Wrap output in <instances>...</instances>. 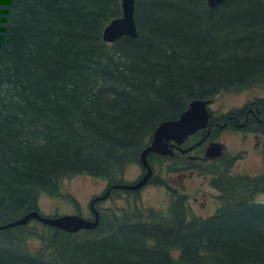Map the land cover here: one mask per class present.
Wrapping results in <instances>:
<instances>
[{
  "label": "trees",
  "instance_id": "1",
  "mask_svg": "<svg viewBox=\"0 0 264 264\" xmlns=\"http://www.w3.org/2000/svg\"><path fill=\"white\" fill-rule=\"evenodd\" d=\"M120 16L122 0H0V224L65 196V178L123 182L195 99L259 89L244 110L264 120V0H135L138 37L108 43ZM179 153L168 172L193 163ZM214 176L209 216L174 192L169 209H103L94 229L18 225L0 230V264H264V173Z\"/></svg>",
  "mask_w": 264,
  "mask_h": 264
},
{
  "label": "rangeland",
  "instance_id": "2",
  "mask_svg": "<svg viewBox=\"0 0 264 264\" xmlns=\"http://www.w3.org/2000/svg\"><path fill=\"white\" fill-rule=\"evenodd\" d=\"M260 94L259 89L221 93L212 100L210 108L214 111L213 114L216 117V121L218 120L217 122L223 125L224 120L221 115L237 111L248 102H254L255 98ZM211 132L213 135L214 128H212ZM202 133L204 132L201 131L199 136L194 138L199 140ZM211 140L213 139H208L205 142L203 149L195 150V154L204 153ZM216 140L223 144L224 154L227 158L234 159V161H230V168L228 170L232 175L228 176L256 175L264 172V137H261L259 140L252 134L231 127L223 129L216 136ZM187 142L182 145L186 146ZM179 152L174 150L175 158L181 155ZM185 155L186 157L188 156V154ZM153 158L156 159L152 156L151 161H157ZM167 160H170L172 165L177 164V161L171 158H167L166 163H168ZM155 170L163 174L164 181H160L158 185H147L139 193H130L125 190L115 191L112 197L97 204L98 210L102 211L106 208L120 209L118 212L120 214L123 210H128L130 206H134L136 202L140 206L156 207L163 210L169 209L172 201L170 197H173L171 194L176 192L188 196L186 200L191 214L209 216L216 212L219 204L213 198L215 195L213 193L218 194V191L211 185L209 178L200 177V175H205V173L196 171L198 173L194 172L193 177H190L191 172L188 170L186 175L172 174L169 176L167 168L161 170L158 166ZM140 173V163L130 164L123 172L120 180L124 179L126 183H130L136 180L137 175ZM106 184L107 179L105 178L85 174L65 178L61 183V191L65 196L51 197L47 194H42L39 200L40 210L45 215L54 216L58 214H77V210L79 209L86 218H92L93 213L89 204L95 196L103 193ZM67 195L76 199L78 206L72 199L66 197ZM262 199L264 200V195ZM36 223L42 227L41 222L37 220H31L28 225L30 224L31 226ZM30 241L29 247L32 251L37 252V249L41 246V242L35 238H31Z\"/></svg>",
  "mask_w": 264,
  "mask_h": 264
},
{
  "label": "water",
  "instance_id": "3",
  "mask_svg": "<svg viewBox=\"0 0 264 264\" xmlns=\"http://www.w3.org/2000/svg\"><path fill=\"white\" fill-rule=\"evenodd\" d=\"M211 7H215L226 0H207ZM122 36H130L132 38L138 37V28L135 18V0H122V16L114 18L105 27L103 31V38L108 43H113ZM210 100H193L188 108L177 119L167 120L161 123L155 131L154 139L151 145H149L142 153V163L147 169V175L152 173V168L148 162L147 155L151 151H157L161 148L160 139L164 135H169V141L172 140L175 143L170 145L171 153L173 154L174 147H180L190 135L196 133L200 129L208 128L210 120V111L208 105ZM205 136L201 141L193 146L182 149L184 153L191 151L195 146L205 140ZM160 150V149H159ZM223 153L222 145L218 142H212L207 151L208 157H219ZM146 177L136 184H117L115 187L122 189L137 190L140 189L146 182ZM111 188V187H110ZM110 194V189L102 196L95 197L92 200V208L95 212V220L85 219L82 216L76 214L62 215L57 217L46 216L40 213V211H32L24 217L5 224H0V230L6 228H12L18 225H24L29 223L31 219L38 220L48 226L60 228L70 232H77L82 229L96 228L99 223V213L94 207L96 201L106 199Z\"/></svg>",
  "mask_w": 264,
  "mask_h": 264
},
{
  "label": "flooded vegetation",
  "instance_id": "4",
  "mask_svg": "<svg viewBox=\"0 0 264 264\" xmlns=\"http://www.w3.org/2000/svg\"><path fill=\"white\" fill-rule=\"evenodd\" d=\"M245 106L243 108H240L241 113H230L229 115H227L223 120V125H221L219 122L214 123L215 126L214 127V132L213 135L211 134L212 132V128L210 129L208 135L209 137H216L223 129H227V128H235L236 130L245 132V133H249L255 136V138L259 139L261 137H264V128L262 130H258V121H264L262 120V118H259L257 116V114H260V111L258 110V108L256 107H250L247 108L246 110H244ZM263 131V132H261ZM199 133V132H198ZM206 133V131H205ZM205 133H202L200 137L205 136ZM197 134V133H196ZM199 135V134H198ZM208 137V138H209ZM211 141H215V140H211ZM209 141V143L211 142ZM173 144V142L169 141V135H164L161 137L160 139V145L161 148H159L157 151L153 152V156L156 158L154 160L157 161H152V163L150 162L151 168H152V173L150 175H147V170L145 168V165L143 163L140 164L141 167V173L137 175L136 180H133L130 182V184H136L139 181H141L142 179H144V177H146V182L144 183V185L138 189V190H127L130 191V193H139V191H141L145 186L147 185H158L160 181H164V177L162 173H158L156 172L155 168H157L158 166L160 167V169H165V168H169V164H170V160H167L168 163H166V159L167 158H171L173 159V157H175V154H172L171 151H169L170 145ZM182 148H187L190 146H181ZM208 147V146H207ZM206 147V149H207ZM205 149V151H206ZM174 150L176 151H181L180 148H174ZM195 149H193L190 153L192 154H188L187 159L193 161V163H190V166H184V168H189L187 170H183V171H178V172H167L168 175H172V174H179V175H186L188 170H190L191 175L190 177H193L194 172L197 174L198 172L201 173L199 171V169H203V170H208L210 169L211 172L205 175H200V177H204L205 179L209 178V181L211 180V178H213L214 175H232L228 170H229V165H230V161H234L233 158L228 159L227 156L225 154H223V156L219 157V158H207L205 157V155H197L194 153ZM151 158V157H150ZM190 167H193L190 168ZM213 169V170H212ZM198 171V172H196ZM214 171V172H212ZM189 172V173H190ZM264 173V172H263ZM263 173H259L256 175H262ZM249 175V174H248ZM184 177V176H181ZM216 176H214L215 178ZM209 184V182H208ZM110 187H112V184L107 183L106 187L103 189V193L101 195H104L109 189ZM117 189H115L114 187L110 190V195L113 194ZM109 195V196H110ZM101 202V201H99ZM98 202V203H99ZM96 202V204H98ZM95 204V207H96ZM90 209L92 211V213L94 212L91 206V202L89 204ZM97 209V207H96ZM98 210V209H97ZM93 218H94V213H93Z\"/></svg>",
  "mask_w": 264,
  "mask_h": 264
}]
</instances>
